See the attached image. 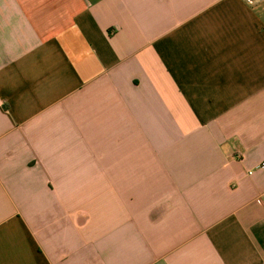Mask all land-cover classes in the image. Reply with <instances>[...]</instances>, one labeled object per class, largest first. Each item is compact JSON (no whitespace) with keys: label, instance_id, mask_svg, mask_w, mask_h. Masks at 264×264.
<instances>
[{"label":"crops","instance_id":"0c3cea01","mask_svg":"<svg viewBox=\"0 0 264 264\" xmlns=\"http://www.w3.org/2000/svg\"><path fill=\"white\" fill-rule=\"evenodd\" d=\"M258 198L263 2L0 0V264H264Z\"/></svg>","mask_w":264,"mask_h":264},{"label":"built area","instance_id":"2783aa9c","mask_svg":"<svg viewBox=\"0 0 264 264\" xmlns=\"http://www.w3.org/2000/svg\"><path fill=\"white\" fill-rule=\"evenodd\" d=\"M246 1V3L248 4V5H255L256 3H259V2H263L264 3V0H245ZM263 166L262 165H259V166H257V168L259 169V168H262ZM256 202L258 203V204H263L264 203V199L263 198H258L257 200H256Z\"/></svg>","mask_w":264,"mask_h":264}]
</instances>
